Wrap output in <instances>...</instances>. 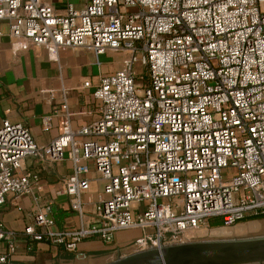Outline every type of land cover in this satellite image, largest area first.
<instances>
[{"label": "built area", "instance_id": "1", "mask_svg": "<svg viewBox=\"0 0 264 264\" xmlns=\"http://www.w3.org/2000/svg\"><path fill=\"white\" fill-rule=\"evenodd\" d=\"M0 21L18 47L51 58L63 48L128 54L93 88L97 120L77 129L67 120L44 146L23 122L2 121L0 209L8 195L42 191L38 173H18L27 158L72 165L59 193L78 227L51 230L43 205L23 231L30 241L85 260L84 240L112 244L117 233L141 229L126 248L133 254L186 243L211 219L234 225L264 215V0H66L62 9L0 0ZM95 180L98 199L85 201ZM0 243V264H8L15 237L1 220Z\"/></svg>", "mask_w": 264, "mask_h": 264}, {"label": "crops", "instance_id": "2", "mask_svg": "<svg viewBox=\"0 0 264 264\" xmlns=\"http://www.w3.org/2000/svg\"><path fill=\"white\" fill-rule=\"evenodd\" d=\"M54 5L59 9L64 7V4ZM106 54L113 53L96 55L85 48H63L51 58L44 48L24 42L18 47L17 41L9 36L8 23L0 21V125L5 119L23 122L35 143L44 146L60 135L67 120L72 129L97 120L93 88L101 76L114 72L103 69L101 57ZM85 83L90 86L84 87ZM44 118H49L47 125L43 124ZM71 169L68 159L48 163L34 156L23 162L18 173H38L43 188L32 196L8 195L0 209V220L15 237L16 253L8 264H77L81 261L47 241H30L23 233L35 210L43 205L51 206V218L55 222L51 230L78 227L79 217L71 210L70 199L59 193ZM90 176L96 178L93 171ZM100 188V183L93 181L84 200L95 202ZM90 208H86L88 214ZM122 234L117 233L114 245L108 248L98 241L81 243V249L86 252L87 259L90 258L88 264L105 258L111 248H117ZM3 251L4 245L0 243V253Z\"/></svg>", "mask_w": 264, "mask_h": 264}, {"label": "water", "instance_id": "3", "mask_svg": "<svg viewBox=\"0 0 264 264\" xmlns=\"http://www.w3.org/2000/svg\"><path fill=\"white\" fill-rule=\"evenodd\" d=\"M104 264H264V236L161 246Z\"/></svg>", "mask_w": 264, "mask_h": 264}, {"label": "rangeland", "instance_id": "4", "mask_svg": "<svg viewBox=\"0 0 264 264\" xmlns=\"http://www.w3.org/2000/svg\"><path fill=\"white\" fill-rule=\"evenodd\" d=\"M72 4H77L78 0H68ZM66 0H55L53 1L54 4H65ZM111 53V52H106ZM113 54H106L101 57L102 65L104 70H112L118 71L123 69L124 61L128 59L127 53H114ZM105 54V53H104ZM135 71L140 74L141 69L135 68ZM175 203V200L172 202V205ZM263 217L257 218H246L243 221H240L234 225H226L220 219H211L208 221L207 225L199 228L195 231H190L186 233V243L188 242H196V241H209V240H219V239H236V238H249V237H258L264 236V215ZM123 234L118 238V247L111 248L109 254L103 258L94 261V264H104L110 261L115 260L120 256H126L131 253L126 249L129 244L133 243V241L142 235L141 229H136L132 231H125L122 232ZM223 234V235H222ZM227 235V236H226ZM116 238V236H115ZM85 241H98L103 247L108 248L112 244H105L101 240L97 238L84 240ZM115 242V240H114ZM81 243L78 245V251L85 253L81 249ZM92 259V258H91ZM96 259V258H95ZM88 260H81L77 264H88Z\"/></svg>", "mask_w": 264, "mask_h": 264}, {"label": "trees", "instance_id": "5", "mask_svg": "<svg viewBox=\"0 0 264 264\" xmlns=\"http://www.w3.org/2000/svg\"><path fill=\"white\" fill-rule=\"evenodd\" d=\"M257 217H263V216L262 215H248V216L245 217V219L246 218H257Z\"/></svg>", "mask_w": 264, "mask_h": 264}, {"label": "bare ground", "instance_id": "6", "mask_svg": "<svg viewBox=\"0 0 264 264\" xmlns=\"http://www.w3.org/2000/svg\"><path fill=\"white\" fill-rule=\"evenodd\" d=\"M223 235V234H222ZM227 236V235H226Z\"/></svg>", "mask_w": 264, "mask_h": 264}]
</instances>
